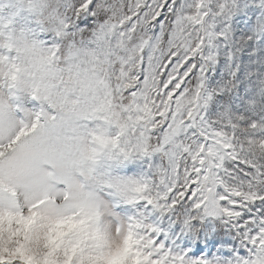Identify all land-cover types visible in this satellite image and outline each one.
Returning <instances> with one entry per match:
<instances>
[{
	"label": "snow or ice",
	"instance_id": "1",
	"mask_svg": "<svg viewBox=\"0 0 264 264\" xmlns=\"http://www.w3.org/2000/svg\"><path fill=\"white\" fill-rule=\"evenodd\" d=\"M235 7L0 0V264H264V77L242 111H209L221 48L264 53V30L234 37ZM133 158L147 170L114 173ZM165 218L240 243L197 256Z\"/></svg>",
	"mask_w": 264,
	"mask_h": 264
},
{
	"label": "rangeland",
	"instance_id": "2",
	"mask_svg": "<svg viewBox=\"0 0 264 264\" xmlns=\"http://www.w3.org/2000/svg\"><path fill=\"white\" fill-rule=\"evenodd\" d=\"M236 7L231 18L234 37L239 40L251 33L264 30V0H235ZM219 21L218 24H222ZM264 44V41L261 42ZM236 64L240 65L239 77L232 81L231 73ZM253 73L249 79V71ZM264 77V53L260 58L250 57L247 51L229 59L226 50L221 48L218 63L208 70V88L213 92L209 111L213 117L226 113L243 110L244 100L248 95V87L253 89L260 86ZM149 160L133 158L115 166L114 173L120 176H135L147 170ZM117 210L121 215L131 211L128 205L120 204ZM162 227L170 230L171 241L181 247H188L197 256L204 255L214 259H225L240 241L230 224L219 219L205 218L187 226L182 232L181 227L170 224L165 218ZM218 234V235H217ZM202 250V251H201Z\"/></svg>",
	"mask_w": 264,
	"mask_h": 264
}]
</instances>
